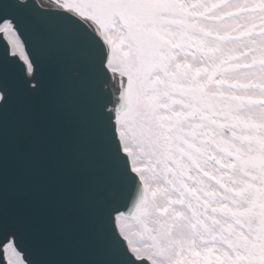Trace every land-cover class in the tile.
<instances>
[{"label":"snow or ice","instance_id":"obj_1","mask_svg":"<svg viewBox=\"0 0 264 264\" xmlns=\"http://www.w3.org/2000/svg\"><path fill=\"white\" fill-rule=\"evenodd\" d=\"M0 264H264V0H0Z\"/></svg>","mask_w":264,"mask_h":264},{"label":"water","instance_id":"obj_2","mask_svg":"<svg viewBox=\"0 0 264 264\" xmlns=\"http://www.w3.org/2000/svg\"><path fill=\"white\" fill-rule=\"evenodd\" d=\"M52 161L45 152H37L23 136L13 134L10 147L11 199L17 204L23 196L30 202L50 201L54 184L50 174Z\"/></svg>","mask_w":264,"mask_h":264}]
</instances>
